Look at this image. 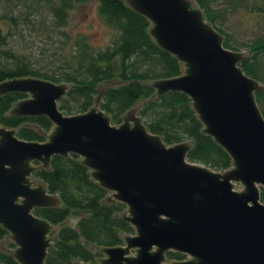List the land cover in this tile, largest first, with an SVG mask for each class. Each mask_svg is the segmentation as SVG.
Here are the masks:
<instances>
[{"label":"water","instance_id":"1","mask_svg":"<svg viewBox=\"0 0 264 264\" xmlns=\"http://www.w3.org/2000/svg\"><path fill=\"white\" fill-rule=\"evenodd\" d=\"M122 1L150 22L155 44L181 63L180 75L147 83L154 97L186 94L230 166L213 171L186 161L190 142L165 145L161 134H150L136 115L141 103L112 125L97 99L86 111L63 115L57 101L65 83L1 81L0 96L26 95L8 116H45L51 128L39 142L0 126V252L18 264H46L54 227L32 210L61 205L46 185L32 187L31 174L38 170L35 162L50 167L52 156L73 154L108 192V201L125 206L119 216L133 228L122 245L99 248L104 258L98 264H264V119L254 99L264 84L241 71L245 52L224 48L223 34L204 21L193 0ZM168 251L185 258L168 261Z\"/></svg>","mask_w":264,"mask_h":264},{"label":"trees","instance_id":"2","mask_svg":"<svg viewBox=\"0 0 264 264\" xmlns=\"http://www.w3.org/2000/svg\"><path fill=\"white\" fill-rule=\"evenodd\" d=\"M12 0H9L11 2ZM48 9L50 31L60 36L58 48L46 60L52 65L43 69L34 66V57L19 51L11 44V24L17 17L6 15L0 24V82L23 77H34L53 83H65L67 91L57 104L63 115L86 111L94 105L106 115L110 124L120 123L122 115L133 105L141 103L136 111L150 134H161L165 145L190 142L186 161L200 164L213 171L230 166L228 154L208 134L192 108L190 98L178 91L154 97L150 80L175 77L182 73L179 60L160 49L148 34L150 22L127 7L122 0H96L97 11L116 36L105 48L93 49L83 35L72 40L63 30L68 10L74 4L88 0H40ZM216 0H193L201 6L204 21L223 34L222 46L236 50L231 30L221 28L225 20L223 8H215ZM249 0H230L226 7L241 5L248 12L264 14V6L247 5ZM26 20L28 17L25 15ZM70 41L67 53L64 45ZM241 71L264 84V31L254 34L245 44ZM36 62V61H35ZM59 63V64H58ZM26 97L12 92L0 96V126L12 129L18 139L42 141L40 133H47L51 123L45 116H8L14 102ZM257 108L264 119V93L254 92ZM38 165L31 178L46 185L47 194H58L61 207L35 208L32 213L52 227L49 233L53 250L46 252V264H93L101 255L99 248L122 245V236L132 234L131 225L119 216L125 206L108 201V192L93 181L79 157L54 155L50 167ZM259 201L264 203V189L259 187ZM74 225H60L67 219ZM178 252H166L167 260H182ZM0 264H18L11 255L0 252Z\"/></svg>","mask_w":264,"mask_h":264},{"label":"rangeland","instance_id":"3","mask_svg":"<svg viewBox=\"0 0 264 264\" xmlns=\"http://www.w3.org/2000/svg\"><path fill=\"white\" fill-rule=\"evenodd\" d=\"M230 0H216L215 8H223L225 20L221 28L225 31L231 30L237 49L246 51L242 44H245L254 34L264 31V14L247 12L244 7H226ZM260 3L264 6V0H249L247 5ZM48 9L40 0H0V24H5L3 18L6 15H13L16 18L11 24V44L19 51L30 54L34 57V66L43 69L52 67L46 64L51 54L58 48L60 36L50 31V18ZM28 17V20L23 16ZM69 34L71 40L77 35L86 37L87 43L93 49H103L115 38V31L107 26L97 11L96 0H88L83 3L74 4L68 10L67 22L63 28ZM69 40L64 45V52L67 53L70 45ZM53 60V57H52ZM59 64V63H58ZM38 183V180H34ZM73 224L74 219L69 218ZM55 228V227H54Z\"/></svg>","mask_w":264,"mask_h":264},{"label":"flooded vegetation","instance_id":"4","mask_svg":"<svg viewBox=\"0 0 264 264\" xmlns=\"http://www.w3.org/2000/svg\"><path fill=\"white\" fill-rule=\"evenodd\" d=\"M25 98V97H24ZM31 182H32V187L33 186H35L36 185V182L31 178ZM33 214V213H32ZM66 221H68V219L66 220ZM74 222H75V220H74ZM74 222H73V224H68V225H70V226H72V225H74ZM54 230V229H53ZM49 236V235H48ZM100 256L96 259V262L95 263H93V264H98V260H100L101 258H104V255L100 252ZM185 258V257H184ZM171 260H173V259H171Z\"/></svg>","mask_w":264,"mask_h":264}]
</instances>
